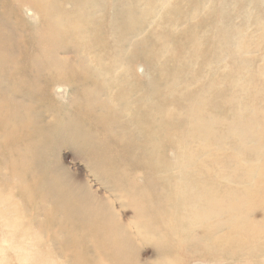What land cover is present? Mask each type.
Instances as JSON below:
<instances>
[{
	"label": "rangeland",
	"instance_id": "374dc122",
	"mask_svg": "<svg viewBox=\"0 0 264 264\" xmlns=\"http://www.w3.org/2000/svg\"><path fill=\"white\" fill-rule=\"evenodd\" d=\"M44 1L46 0L40 2ZM118 6L125 12L124 30H129L123 43H112L106 36L101 40L98 37L97 41H102V44L96 41L99 48L94 47L93 55L77 57L83 61L93 58L92 62L84 65L86 74L94 72L93 76L97 77L95 81L102 84H97L100 93L96 98H108L104 94L109 91L108 99L114 101L120 111L129 112L131 116L138 113L143 116L145 113L144 118L148 117L151 122L156 123L163 119L173 121L168 128L169 133H162L164 129L160 130L159 125L147 123V135L152 134L149 137L152 146L149 147L156 149L161 160H158V170L163 174L157 183L162 184L164 181V190L167 187L166 180L172 187H176L178 183L191 187L185 177L188 173L208 180L209 187L194 190V196H189L191 208L178 207L176 204L179 201L173 196L168 201L165 199L162 213L174 215L175 219L170 221L166 217L168 222H163L161 226L152 225L154 222L152 219L150 221L151 217L138 214L133 208L125 206L128 204V197L131 200L138 197L131 181L134 176L139 179L140 174L146 173L143 164L131 162L129 167L117 166L116 170L108 174L103 166L97 165L98 169H95L81 159L72 161L68 152H65V140H59L54 145L52 151L55 153L50 158L56 167L63 168L68 173L76 170V178L73 180L81 189L86 188L84 184L90 185L92 189L97 187L110 197L112 205H105L104 214L111 218L115 209L121 214V219L132 222V225H125L130 239L133 240L137 253L145 260L148 259L150 264H264V252L256 249H252V252L246 244L235 243L231 248L224 245L223 251L216 244L209 245L211 235L217 236L229 231L230 218L223 205L234 198L238 199V193L234 189L237 180L233 173L242 174L256 166L261 168L260 172H264V0H139L138 3L126 0L118 2ZM6 7L9 8L10 5L5 0H0V13L8 14ZM56 7L57 5H52L47 14L54 27L62 17L60 10L54 9ZM66 8L76 16L86 15L75 6L66 5ZM19 15L25 17V20L27 18L28 23L23 21L25 27L11 31L7 47L0 46L1 84L4 86L5 98L13 104L15 113L8 123L4 122L6 128L3 129L5 132H14L16 126L23 128L22 121L29 113H33L48 123L51 133L66 135L71 126L80 124L78 109L74 110L78 119L69 118L68 115L71 114L73 103L81 101L83 104L82 99H86L83 95L86 83L66 84L58 76H54V88L49 85L43 88L41 79L34 77V70L29 64L23 66L26 71L19 67L21 62L17 47L11 42L16 41L18 33L23 29L30 40L25 42L27 48H35V55L40 58L39 67H46L45 53L47 62H51L46 67L47 71L62 72L61 69L66 71L70 65L72 68L80 65L77 62L76 67L68 59L79 56L80 51L75 46L77 41L73 42L72 36H65L62 40L52 42L48 35L50 25L46 29L40 17H37L39 20L35 17L37 14ZM76 23V27H81L79 21ZM43 29H46L45 32ZM89 31L94 37L98 35L96 29L91 28ZM157 36H163V42L156 39ZM41 42L44 45H40ZM60 44H68V52H63ZM10 45L12 48L8 47ZM136 50H143L145 56L139 57ZM63 59L67 60L64 62ZM163 100L167 101L165 106ZM126 101L130 105L123 108L121 104ZM141 102L144 104L141 105ZM195 109H198V118L192 116ZM197 120H201L200 124ZM201 126H209L207 136L206 131L200 129ZM93 139L94 143H100L96 140L97 137ZM1 153L4 154L3 151ZM107 155L102 158H108ZM239 155L245 160L243 169ZM4 163L10 165V160L7 159ZM98 163L106 162L100 159ZM224 169L230 171L222 174ZM259 176L261 173H254V181ZM5 177L9 183L14 182L11 173H6ZM222 178L227 179L223 181ZM261 179L264 180V176ZM220 183L225 187L221 189ZM232 189L234 190L231 191ZM87 198V202L96 208V196L89 195ZM261 200L264 198L255 201V210L258 212L253 213L251 218L263 216L264 202L261 203ZM14 202L13 190L3 186L0 177V264L58 263L59 256L56 255L62 253L60 235L54 233V237H51V230L49 233L45 229L47 226L42 230V227H34L25 217L20 218ZM182 203L189 205L186 201ZM7 210L15 211L8 213ZM9 216L10 219L6 220ZM11 217L17 220L14 221ZM263 223L259 224L262 232L259 231L258 236L253 238L256 245L262 243L264 246ZM152 227L154 231L159 230L157 235ZM149 228L152 235L143 237L141 232ZM165 241L170 248L166 251L162 249L164 247H159ZM173 252L174 255H171ZM63 255L66 258V254ZM256 258L259 261L255 262ZM131 259V264H136L134 255ZM96 260L97 264L107 263L98 257Z\"/></svg>",
	"mask_w": 264,
	"mask_h": 264
},
{
	"label": "bare ground",
	"instance_id": "6f19581e",
	"mask_svg": "<svg viewBox=\"0 0 264 264\" xmlns=\"http://www.w3.org/2000/svg\"><path fill=\"white\" fill-rule=\"evenodd\" d=\"M40 1L41 0H12L8 2V0H5V3L10 5V7H6L8 14L6 12L0 13V46L2 48L7 47V38L10 39L9 34H11V31L14 32V30L26 26L23 21L27 22L28 19L26 18L25 20V17H21L19 13H25L26 15L32 13L34 16L37 14L35 17H40V21L46 26V29L50 25L48 29L49 33H47L52 42L62 40L65 36H72V41H77L75 46H77V50L80 51V54L79 56L75 55L76 57H70L68 59L73 65L76 66L77 62L78 64L80 63V65L78 68H72L70 65L69 68H66L67 72L64 69H61L62 72H54L53 70L49 72L46 67L51 65V62H47V55L44 53L46 67H39L40 58L36 56L37 54L35 55L33 50L35 48H27L25 42H30V40L22 29L21 33H18L16 41L11 42L12 45L14 44V47H17V54L21 62L19 67L23 69V66L29 64V67H32L34 70V77L41 79L43 88H45L46 85H49L50 88L55 85L54 76H58V79L66 84L86 83L84 87L85 93L83 94L86 96V99H82L83 104L81 101H78L73 103V106L70 108L71 114L68 115L69 118L76 117L78 119L77 116L79 115L80 119L78 120H80V124L71 126L69 130L67 129V136L51 133V127L49 128L48 123L40 118V116L33 113H29L22 121L24 124L23 128L16 126L14 132H11V130L5 132L6 130L3 129L4 127L6 128L4 122L8 123L11 116L15 115V113H13V104L5 98L4 86L1 84L0 78V161H3L0 163L1 183L3 186L5 185L13 190L14 205L16 206V211L20 218L25 217L34 224V227H42V230L47 226L45 229L48 230L49 233L51 230V237H54V233L60 235L59 244L62 253L56 255V257L59 256L58 263L54 261V264H97L96 257L108 264H131L133 255L136 264H150L148 259L145 260L144 257L137 253L134 248L133 240L130 239V234L125 225H132V222L128 219H121V214L115 209L112 212L114 216L111 218L104 214L103 208L105 205H112L109 199L110 197L105 195L102 191H99L97 187L92 189L90 185L84 184L86 188L84 190L81 189L73 180L76 178V174L74 173L76 170H72V172L68 173L63 168L55 166V162L50 158V156H54L55 153V151H52L54 145L58 144L59 140H65L63 146L67 149L65 152H68L67 154L70 155L72 161L81 159L95 169H98L97 165L103 166L108 174L116 170L115 168L117 166L129 167L131 162L143 164L146 173H144V175L140 174L139 179H136L134 176L131 181V185L138 197L134 200H131V197H128V199L126 198L128 204H125V206L131 209L133 208L138 214L151 217L148 218L150 221L151 219L153 220L154 223L152 225L161 226L163 222H168L166 217H169L170 221L175 219L173 214V216H169L166 212L164 214L162 213L165 208V199L168 201L171 198L170 196H173L179 201L176 204L178 207L191 208L189 196H194V190H199L202 187H209L207 183L208 180H204L197 174L188 173L185 177L187 182L189 181L191 183V187H187L186 184L181 183H178L176 187L175 185L172 187L166 180L167 191L164 190V181L162 184L157 183L163 172L158 170V160H160L158 158L159 155L157 156L158 152L156 153V149L149 147L152 146L149 138L152 134L147 135V133H149L147 123L159 125L160 130H162V128L164 129L162 133H169L170 129L168 128L173 121L163 119L162 122L156 123L151 122L148 117L144 118L145 113L143 116L139 115V113L131 116L129 112L120 111L117 109L115 102L108 99L110 97L109 91L104 94L108 98L98 100L96 95L100 93V87L97 84H102L98 80L97 82L95 81L97 77L93 76L94 72H88L86 74L87 69L86 65H84V63L88 64V62H92L93 58H87L84 61L77 58L90 54L93 55L94 47L99 48L96 41L99 40V38L101 40L103 36L112 40V43H123L129 30H124L125 12L118 6V2L126 0H51L50 2L52 4L48 0L44 2ZM135 2L138 3L139 0H135ZM52 5H57L54 9H59L61 12L60 16H62L61 19L56 22L57 25L55 27L52 26V20L50 21L49 16H47ZM66 5L75 6V8L82 10V13L86 15L83 16L79 14L76 16V14L69 13ZM77 21L81 23V27L79 28L76 27ZM32 27L34 28V26ZM91 28L97 30V36L94 37V34L89 31ZM81 31L82 33H80ZM155 38L163 42V36H157ZM97 42L102 44V41ZM48 43L53 45L50 42ZM35 44L36 47L37 41ZM12 45L8 47L12 48ZM40 45H44V42H41ZM67 45L68 44H60L59 47L63 48V52H68L67 48L69 46ZM135 52H138L136 54H138L139 57L145 56L143 50H136ZM130 59L132 58L130 57ZM65 60L67 59H63L64 62ZM23 70L26 71L25 68ZM67 76L72 77L69 78ZM48 77L49 81L47 80ZM63 101L64 100H62V102ZM163 102L165 106L167 101L163 100ZM142 103L144 104V102H141V105ZM121 105L123 108H128L130 103L126 101ZM138 107L136 110H138ZM76 109H78L77 116L74 115V110ZM197 110L198 109L192 111V116L194 118H198L197 115H199V112ZM197 121L200 124L201 120ZM200 129L205 130L207 136L209 126H201ZM154 136L156 137V135ZM69 137H71V139H69ZM96 137V140L100 141L99 144L94 143L95 139L93 138ZM199 140L198 138V141ZM10 144L13 146H10ZM1 151H3L4 154H2ZM106 154H108V158L105 157L104 159L108 161L102 158L106 156ZM2 155H4L6 159H4ZM7 159L10 160V165L4 163ZM100 159L106 163H98ZM239 160L240 166L243 169L245 160L241 155H239ZM238 166L239 165H237V167ZM260 170L261 168L256 166L242 174L233 173V176H235L237 180L234 189L236 193H238L239 200L234 198L233 201H228L224 204L225 206L223 205L224 211L229 214L230 218L229 231L217 236L211 235L209 237L211 238L209 245L216 244L217 248L225 246L227 248L230 246L229 248H231L235 243L238 245L246 244L247 248H250L251 251L252 249H256L262 253L264 252V246L261 245L262 243L256 245L253 240V238L258 236L259 231L262 232V230H259V224L264 222V211L262 210L263 216L261 218H251L253 213L258 212L255 210V201L264 198V180L261 179L264 176V172L263 170L260 172ZM229 171L228 169H224L222 174H226V172ZM256 172L258 174L261 173V176L257 177V180L254 181V173ZM6 173H11L14 176V182L9 183L6 180ZM67 174H69V176H67ZM137 175L139 176V174ZM225 179L227 178H222L223 181H225ZM197 186L200 187L197 189L192 188ZM224 187L225 185L220 183V188L222 189ZM225 190L227 191V189ZM89 195L96 196V200H98L96 208L92 206L91 203L87 202V200H89L87 196ZM184 201L188 202L189 205L186 203L183 204L182 202ZM261 201V203L264 202V200ZM172 203L175 204L173 199ZM4 211L6 212V210ZM7 211L8 213H13L15 210L13 212ZM139 217L141 218V216ZM11 218L14 221L17 220L14 217ZM9 219L10 216L6 218V220ZM151 232V228H149L141 232V235L147 238L152 235ZM153 232L157 235L159 230H153ZM186 234H188V232ZM190 239L192 240V238ZM52 240L55 239L52 238ZM163 244L164 245H160L159 247H164L162 249L165 251L166 249H170L166 241ZM183 244L185 245V243ZM63 253L66 254V258L64 255L62 256ZM221 253V255H223V252ZM171 255H174V252ZM256 255H258V253ZM258 258L255 259V262Z\"/></svg>",
	"mask_w": 264,
	"mask_h": 264
}]
</instances>
